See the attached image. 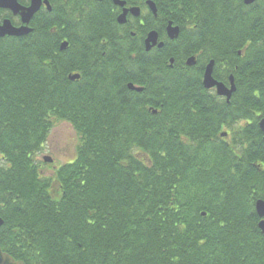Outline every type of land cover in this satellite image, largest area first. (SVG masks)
<instances>
[{
    "label": "trees",
    "instance_id": "1",
    "mask_svg": "<svg viewBox=\"0 0 264 264\" xmlns=\"http://www.w3.org/2000/svg\"><path fill=\"white\" fill-rule=\"evenodd\" d=\"M154 1L180 35L156 30L149 53L92 19L63 52L49 16L0 41V248L15 261L264 264V1ZM209 61L234 79L229 104L202 87ZM59 122L79 143L50 178L36 157Z\"/></svg>",
    "mask_w": 264,
    "mask_h": 264
},
{
    "label": "flooded vegetation",
    "instance_id": "2",
    "mask_svg": "<svg viewBox=\"0 0 264 264\" xmlns=\"http://www.w3.org/2000/svg\"><path fill=\"white\" fill-rule=\"evenodd\" d=\"M262 1L264 0L249 6H254ZM40 2L41 4L37 11L25 24L22 16L16 11H23L30 8L32 0H0V29L6 25L13 29H20L22 26H25L30 30L29 34L21 37H9L4 35L0 37V41H21L30 37L34 33L36 24L38 22H43L44 18L47 16H49L54 23L52 29L56 33L63 34V39L60 41L59 45L60 50L61 44H67L63 51L69 49L70 37L74 38L76 32L80 33L84 24L93 23L90 19L95 21L96 26L103 27L104 31L107 30L116 34V38L118 39L129 37L130 39L138 40V42H141L144 52L145 40L149 33L156 32L158 37L157 44L162 42L164 45V41L159 38V34L156 30L163 33V39L168 41L166 34L168 24L172 23V26L179 29V26L175 24L174 21L167 19L172 17L170 12L167 18L163 19V17H161L160 8L154 0H40ZM46 2L48 5H46ZM148 2L154 5L155 14H153L148 6ZM121 3H123V6H120ZM133 8L138 10V16H133L129 12L125 16V24H119L118 18L124 10ZM168 9L169 6H167V10ZM184 23L186 24L188 21ZM0 33L2 32L0 31ZM103 43V39H101V44ZM154 49L155 48H152L149 52ZM213 79L217 81L214 77ZM207 92L209 94L211 93V95L215 93L214 90H209Z\"/></svg>",
    "mask_w": 264,
    "mask_h": 264
},
{
    "label": "water",
    "instance_id": "3",
    "mask_svg": "<svg viewBox=\"0 0 264 264\" xmlns=\"http://www.w3.org/2000/svg\"><path fill=\"white\" fill-rule=\"evenodd\" d=\"M258 1H261V0H243V4L245 6H248ZM40 4H41L40 0H32V4L30 8H28L27 10L16 11V12L22 16V18L24 19V23L26 24L29 21V19L32 17V15L37 11ZM46 5H48L47 2H46ZM120 6H123V3H121ZM148 6L150 7L153 14H155L156 11H155L154 5L148 2ZM129 12L133 16H138V10L136 8H133L130 10H124V12L118 18L119 24L121 25L125 24V16ZM0 31L2 32L0 33V37L4 35L9 36V37L11 36L21 37V36H25L29 34L30 32V30L27 29L25 26H22L20 29H13L12 27L6 26V25H4L3 28L0 29ZM166 34L170 41L176 40L179 35V29L177 27H173L172 23H169L166 28ZM157 40H158V37H157L156 32L149 33L145 40V51L149 52L152 48H155V47H157V49H161L163 47V44L162 43L157 44ZM66 45H67L66 43L62 44L60 46V50L63 51ZM169 64H170V67H172V64H173L172 59L169 61ZM195 64H196V61H195V58L193 57L189 58L185 63L187 67H193L195 66ZM213 65L214 63L213 61H211L205 67L203 78H202V87L205 90H215L217 96L225 98L226 102L229 103L232 97V94L235 92L233 78L232 77L229 78V84H230L229 88L225 87L222 83L216 82L212 78ZM68 79L71 82L79 80V75H70ZM127 87L131 91H135L137 93L142 92V88H136L132 84H128ZM258 128L263 134V142H264V119L260 120V122L258 123ZM223 136H225V134H223L222 137ZM42 160L44 163H52V160L50 157H43ZM255 213L257 217L260 219V222L258 224V229L260 230L261 234L264 236V201L259 200L256 202ZM201 216H205V215L202 214ZM2 225H3V221L0 219V228ZM0 264H23V263L19 261H15L13 258L8 256L7 254L3 253L0 248Z\"/></svg>",
    "mask_w": 264,
    "mask_h": 264
},
{
    "label": "rangeland",
    "instance_id": "4",
    "mask_svg": "<svg viewBox=\"0 0 264 264\" xmlns=\"http://www.w3.org/2000/svg\"><path fill=\"white\" fill-rule=\"evenodd\" d=\"M79 137L75 134L70 125L65 122L57 123L51 130L47 143L37 155L36 161H42L44 156L51 158L52 163L40 167L43 176L52 177L55 167L70 163L76 155V147ZM49 165V166H48ZM57 187L53 188L57 192Z\"/></svg>",
    "mask_w": 264,
    "mask_h": 264
}]
</instances>
